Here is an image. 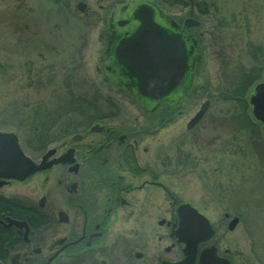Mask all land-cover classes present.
Masks as SVG:
<instances>
[{"label":"rangeland","instance_id":"obj_1","mask_svg":"<svg viewBox=\"0 0 264 264\" xmlns=\"http://www.w3.org/2000/svg\"><path fill=\"white\" fill-rule=\"evenodd\" d=\"M81 2L88 19L76 7ZM143 2L155 6L153 19L161 27L166 17L182 14L156 0H71L67 8L50 0H0V132L14 133L24 152L37 157L40 151L27 138L28 119L65 98L63 81L73 72L77 95L92 100L99 94L100 103L111 97L119 121L145 130L139 157L157 161L156 169L166 172L160 181L169 194L206 218L214 230L211 243L217 256L230 264H264V167L255 153L256 145L263 154L264 131L251 124L249 105L244 112L229 93L232 75L254 65L251 55L259 54L263 67L264 0H198L207 10L206 15L195 12L204 33L202 52L188 56L183 81L160 102L169 104L171 115L155 133L148 131L157 128V103L131 102L127 95L138 97L136 82L125 91L124 72L114 52H108L109 41L99 37L110 24L119 34L129 30L134 25L131 12ZM120 20L131 25L120 28ZM260 75L264 80V68ZM204 101L209 102L206 114L187 131L186 124ZM21 123V133L10 127ZM181 159L192 165L177 167ZM225 215L238 217L233 231L227 230Z\"/></svg>","mask_w":264,"mask_h":264},{"label":"flooded vegetation","instance_id":"obj_2","mask_svg":"<svg viewBox=\"0 0 264 264\" xmlns=\"http://www.w3.org/2000/svg\"><path fill=\"white\" fill-rule=\"evenodd\" d=\"M81 3L82 18L88 19L86 4ZM141 5L155 7L149 2L137 5L131 12L134 25L128 20L116 22L120 28L131 25L129 30L116 33L112 24L103 29L99 37L109 41L108 52L134 34L140 23L133 14ZM163 7L179 8L182 14L166 17L162 28L180 36L188 56H199L204 33L195 12L206 15L207 10L200 11L198 0ZM125 79L123 87L129 91L136 81ZM128 94L134 103L148 99ZM109 101L113 102L111 97ZM166 104L157 103L156 111L163 110L162 116L148 133L168 123L171 112ZM203 104L201 118L187 131L195 129L206 114L209 102ZM109 115L62 136L35 158L23 150L41 170L22 180H0V264H180L187 259L189 240L198 238L200 231L189 222L191 214L184 206L195 208L169 194L160 181L166 172L156 169L157 161L139 157L145 130L119 121L120 112ZM249 115L251 124L257 125ZM255 153H259L256 145ZM181 162L179 167L192 165L191 160ZM211 245L210 237L194 246L193 264H200V255Z\"/></svg>","mask_w":264,"mask_h":264},{"label":"water","instance_id":"obj_3","mask_svg":"<svg viewBox=\"0 0 264 264\" xmlns=\"http://www.w3.org/2000/svg\"><path fill=\"white\" fill-rule=\"evenodd\" d=\"M84 5L78 4L83 11ZM153 10L145 5L139 6L133 18L140 23L134 34L119 42L114 51L116 62L124 75L136 81L140 96L153 101H161L173 92L182 82L187 71L188 54L179 35L168 34L153 20ZM248 103L253 119L264 129V81L258 83L251 91ZM205 105L189 121L187 129L193 127L203 114ZM52 151L43 156L47 159ZM41 166H36L26 157L19 147L14 133L0 132V180H22L32 175ZM191 216L189 222L197 225L200 235L189 241L188 257L180 264H193L194 246L214 235L208 221L189 206H184ZM228 218V215L224 216ZM10 224L19 226L10 221ZM238 224V218H232L227 226L232 231ZM200 264H230L226 259L218 258L216 249L211 245L200 255Z\"/></svg>","mask_w":264,"mask_h":264},{"label":"trees","instance_id":"obj_4","mask_svg":"<svg viewBox=\"0 0 264 264\" xmlns=\"http://www.w3.org/2000/svg\"><path fill=\"white\" fill-rule=\"evenodd\" d=\"M50 1L55 5L64 6L66 8L69 7V2H71V0ZM156 1L161 6L171 7L173 6L174 2H179L180 0ZM200 11L204 10L200 8ZM204 13L205 12H202V14ZM60 14L62 13L59 12V15ZM251 57L252 59H256L257 62L253 59V66L240 67L237 73H234L235 75H232L230 79V85H232V87H230L229 93L231 98L233 97V99L238 101V103L240 102L244 108V112L247 110V91H249L254 83L260 81V74L264 68V63L262 67V64L258 61V59H260L259 54L258 57L256 54L251 55ZM226 64L227 63H225V66ZM73 77V72H69L67 75H65V79L63 81V87L65 88L64 99L59 100L52 107V109L45 110L44 112L37 111L33 117L28 119L30 124L27 132L30 133V135H28L27 138L30 139L29 145L32 146L35 151L45 149L48 145L57 142L58 139L64 135H69L76 128L82 126L83 124H85V126H89L100 118H108L110 116L109 114H115L118 112L113 111L117 109L115 105H112L109 100H106L109 102L108 105H106V101H104L105 103H100L98 100H102V98H99V94L97 96H92V100H87L82 96L77 95L75 93V90H77L75 86H77V84H72ZM162 111L161 109H158L157 117L162 116ZM244 122L245 124L248 123L247 117L244 118ZM21 124L22 127H16L14 125H11L10 127L17 131V133H21V131H25L24 124ZM262 153L263 154H261V151L259 150L258 158L260 160L261 166L264 167V149H262ZM180 162L176 161L177 167L181 164ZM237 211H239V209Z\"/></svg>","mask_w":264,"mask_h":264}]
</instances>
